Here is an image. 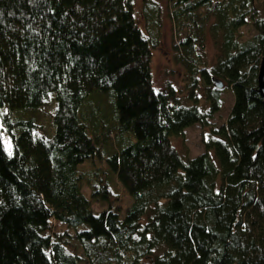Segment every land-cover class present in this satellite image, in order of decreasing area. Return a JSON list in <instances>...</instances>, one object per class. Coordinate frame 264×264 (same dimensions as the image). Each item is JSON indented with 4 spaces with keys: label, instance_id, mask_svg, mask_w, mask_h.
<instances>
[{
    "label": "trees",
    "instance_id": "16d2710c",
    "mask_svg": "<svg viewBox=\"0 0 264 264\" xmlns=\"http://www.w3.org/2000/svg\"><path fill=\"white\" fill-rule=\"evenodd\" d=\"M136 1L0 0V264H264V0H167L184 99L153 87L159 11L142 3L145 35ZM209 18L221 48L199 70ZM216 79L233 107L211 127ZM104 97L112 115L93 130L85 106ZM194 126L208 136L189 158L172 140ZM96 157L105 168L79 170Z\"/></svg>",
    "mask_w": 264,
    "mask_h": 264
},
{
    "label": "rangeland",
    "instance_id": "374dc122",
    "mask_svg": "<svg viewBox=\"0 0 264 264\" xmlns=\"http://www.w3.org/2000/svg\"><path fill=\"white\" fill-rule=\"evenodd\" d=\"M152 4L158 8L159 11V32H158V45L157 47L152 50L151 54V75H152V84L156 91L160 92L163 90L172 89L176 95H178L180 98L185 97L187 90H188V76L189 71L185 70L187 69L184 65H177L174 62V56L176 55V51L174 49V46L177 44L178 39L176 38V33L174 26L171 22L170 15L172 13V6L170 3H168L167 0H138L136 1L134 10H135V18L136 22L141 29L142 33L145 35L154 34V27H152L151 23L148 22L144 16L143 13L145 12V4ZM213 4H216V1L213 0ZM199 18H202L203 10H200L197 14ZM209 23L204 25L203 29V35L199 34V39H197V43H195V54L199 57L200 62L202 64L199 65V70L203 68H210L215 58L217 57V51L221 48L220 41L216 40V36L214 34L213 29V19L209 18ZM241 34L244 37V40H249L255 35L254 30L250 26H245L241 29ZM219 82L222 83V88L219 91L220 93V100H221V107L220 111L213 115L212 119L209 121V124L211 127H218L223 124H225L231 109L233 107V96L232 93L227 90L226 83L221 79H216L213 82ZM215 88V87H214ZM219 90V89H218ZM196 96L198 97H204L203 92H197ZM106 97L102 98L104 101ZM90 102L93 103V108L91 112L95 113V115H91L89 113L88 106H85V112L88 115V121L90 124H92L90 127L93 130H96V125L105 124L106 120H108L112 113L110 110V102L102 103L101 107L96 110V107L101 104V102L96 99L92 98ZM42 110H50V106H46ZM36 114H40L43 119L46 120L43 111H37ZM42 118L40 119V121ZM207 131L205 132L199 127L194 126L189 129H186L183 138L172 140V145L175 149L178 151H181L183 154H186L189 158H194L199 156L204 152V146L203 141L205 138H207ZM110 147L112 148L111 151H114L117 149L118 143L115 142V139H110ZM124 147V145L119 144L118 149ZM110 152V151H109ZM94 166L87 165V162L85 165L80 166L79 170L83 171L85 174H88L90 172L96 171L98 168H103V164H101V161L98 160V158H94L93 160ZM105 168V167H104ZM110 177H112L110 175ZM114 189L113 193L117 195V197L113 196V200H115L114 205L116 203H121L120 207L127 208L130 204L129 199L127 196L123 193V190L120 188V186L115 182L114 178L112 179ZM111 182V184H112ZM82 192L85 195H90L89 190L87 187L83 186ZM95 205V213L98 214L103 208L102 206L98 204Z\"/></svg>",
    "mask_w": 264,
    "mask_h": 264
},
{
    "label": "water",
    "instance_id": "95a60500",
    "mask_svg": "<svg viewBox=\"0 0 264 264\" xmlns=\"http://www.w3.org/2000/svg\"><path fill=\"white\" fill-rule=\"evenodd\" d=\"M213 85L216 89L222 88V83H219L217 81L213 82ZM257 93L260 96L261 104L264 110V55L262 57V60L260 62V65L258 67V74H257ZM262 129L264 131V116L262 120Z\"/></svg>",
    "mask_w": 264,
    "mask_h": 264
}]
</instances>
